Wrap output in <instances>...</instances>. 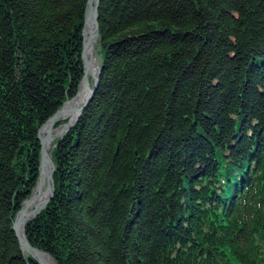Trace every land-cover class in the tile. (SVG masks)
I'll return each instance as SVG.
<instances>
[{
	"label": "trees",
	"instance_id": "obj_1",
	"mask_svg": "<svg viewBox=\"0 0 264 264\" xmlns=\"http://www.w3.org/2000/svg\"><path fill=\"white\" fill-rule=\"evenodd\" d=\"M86 3L0 0V264H38L12 223L38 130L77 93ZM97 16V87L54 143L29 244L56 264H264V0H99Z\"/></svg>",
	"mask_w": 264,
	"mask_h": 264
},
{
	"label": "water",
	"instance_id": "obj_2",
	"mask_svg": "<svg viewBox=\"0 0 264 264\" xmlns=\"http://www.w3.org/2000/svg\"><path fill=\"white\" fill-rule=\"evenodd\" d=\"M99 0H87L86 3V10L84 15V25L82 30L83 35V49L81 54L82 64H83V75L81 81L79 83V87L77 90L76 95L71 98L67 99L62 106L43 124L40 129L38 130V140L41 145L40 149V159H39V175L36 182V186L31 191L29 197L24 200L22 203L21 209L16 213L13 223H12V230L15 234V237L18 241V244L22 251L26 252L33 260H35L38 264H56V262L45 252L31 246L26 239L25 236V227L28 222H30L35 216H37L47 205L49 200L52 198L54 193V181H53V174L55 172V165L52 160L51 151L55 145L51 146V151L49 153V161L50 163L47 164L46 160V153H45V146L50 143L52 140V133L55 130L54 125L63 119L64 114L67 112H75V117L71 123L68 121L63 125L64 130L61 131L66 132L69 127H71L80 117L82 111L87 106L89 101L91 100L94 91L96 90L98 77L100 74V66L97 65L96 75L92 76V81L89 82L88 79V68H89V61L87 57V50L90 47L92 41H97L98 37V23H97V9H98ZM91 24V26H90ZM88 26H90L89 31L87 30ZM83 89L87 92V95L83 102L78 107H73L72 109L67 110L65 105L68 101L73 100L79 90ZM66 126V127H65ZM45 133V134H44ZM46 185L45 191L41 192V188L43 185ZM41 193L45 194V197L34 204L31 211L26 212L27 205L31 204L37 196ZM22 226V234L18 232V227Z\"/></svg>",
	"mask_w": 264,
	"mask_h": 264
},
{
	"label": "bare ground",
	"instance_id": "obj_3",
	"mask_svg": "<svg viewBox=\"0 0 264 264\" xmlns=\"http://www.w3.org/2000/svg\"><path fill=\"white\" fill-rule=\"evenodd\" d=\"M90 26H91V24H90ZM90 26H88V28H87L88 31L90 29ZM94 45H95V41L93 40L90 47L87 50V57H88V61H89L88 75H92V76L96 75L97 65H98L96 58H95V54H94V49H95L96 45L95 46ZM86 95H87V92L80 88L77 96L73 100L68 101L65 105V108L67 110H69V109H72L73 107H78L83 102ZM74 117H75V112H67L66 114H64L63 119L68 120V122L71 123L73 121ZM60 134H61V129H57V130L53 131L52 137L54 138L55 136L60 135ZM50 144L51 143H48L45 146L47 164L50 163V161H49V153L51 151ZM44 197H45L44 193H41L39 196H37L36 199L31 204L27 205L26 212L31 211L34 204L37 203L38 201H41ZM18 232L20 234H22V226L21 225L18 227Z\"/></svg>",
	"mask_w": 264,
	"mask_h": 264
},
{
	"label": "rangeland",
	"instance_id": "obj_4",
	"mask_svg": "<svg viewBox=\"0 0 264 264\" xmlns=\"http://www.w3.org/2000/svg\"><path fill=\"white\" fill-rule=\"evenodd\" d=\"M95 45H96V42H95ZM94 45V46H95ZM94 54H95V58H96V61H97V64H99V56H98V54H97V49H96V46H95V49H94ZM88 79H89V82H91L92 81V75H88ZM60 122H65V120H62V121H60ZM59 123V122H58ZM58 123H56L55 125H54V128H55V130H57V129H61V131L62 130H64V124L65 123H63V124H61V125H59V126H57V127H55ZM54 130V131H55ZM65 132H63V134H64ZM45 134V133H44ZM61 136V134L60 135H57V136H55L54 138H52V140H51V144H50V147L52 146V145H55L54 143H55V141L59 138ZM45 188H46V185L44 184L43 186H42V188H41V192H44L45 191Z\"/></svg>",
	"mask_w": 264,
	"mask_h": 264
}]
</instances>
